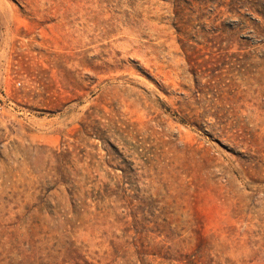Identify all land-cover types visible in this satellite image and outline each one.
I'll list each match as a JSON object with an SVG mask.
<instances>
[{
    "label": "rangeland",
    "instance_id": "obj_1",
    "mask_svg": "<svg viewBox=\"0 0 264 264\" xmlns=\"http://www.w3.org/2000/svg\"><path fill=\"white\" fill-rule=\"evenodd\" d=\"M0 264H264V0H0Z\"/></svg>",
    "mask_w": 264,
    "mask_h": 264
}]
</instances>
